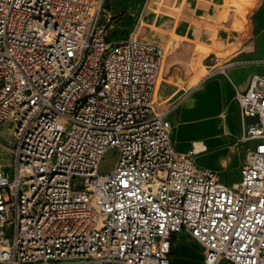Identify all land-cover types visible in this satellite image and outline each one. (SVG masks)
<instances>
[{
	"label": "built area",
	"instance_id": "obj_1",
	"mask_svg": "<svg viewBox=\"0 0 264 264\" xmlns=\"http://www.w3.org/2000/svg\"><path fill=\"white\" fill-rule=\"evenodd\" d=\"M102 2L0 0V264H170L182 232L205 264H264V75L235 91L252 149L226 185L171 140L165 47L109 42Z\"/></svg>",
	"mask_w": 264,
	"mask_h": 264
},
{
	"label": "rangeland",
	"instance_id": "obj_2",
	"mask_svg": "<svg viewBox=\"0 0 264 264\" xmlns=\"http://www.w3.org/2000/svg\"><path fill=\"white\" fill-rule=\"evenodd\" d=\"M102 7L101 18L108 26L109 42L124 41L136 34L142 40L165 47L154 96L160 101L178 89L171 96L178 103L172 114V132L178 134L177 148L183 143L191 147L198 132L192 114L198 103L195 104L198 91L193 89L197 82L212 85L225 81L234 92L244 87L251 73H264V0H103ZM250 25L255 28L252 40L247 30ZM172 67L178 77L169 75ZM163 84L166 88L170 86L168 94L162 92ZM204 99L213 100L210 96ZM224 115L232 128L218 129L215 141L204 143L206 150L196 154L193 161L230 185L238 182L239 170L247 161L252 144L241 139L234 99ZM8 129L5 125L4 135L0 134V143L7 146ZM115 161V151L108 150L101 161L100 173L111 169ZM10 162L8 154L0 151V166Z\"/></svg>",
	"mask_w": 264,
	"mask_h": 264
},
{
	"label": "crops",
	"instance_id": "obj_3",
	"mask_svg": "<svg viewBox=\"0 0 264 264\" xmlns=\"http://www.w3.org/2000/svg\"><path fill=\"white\" fill-rule=\"evenodd\" d=\"M161 15H163V14L161 13ZM163 16H166V15H163ZM101 17H102V15H101ZM247 30H248L249 38L251 40L254 39V33H255L254 26L250 25ZM107 39L109 41V34H108ZM262 62H264V58L262 59ZM167 63H168V58H167ZM171 65H174V64H170L169 66H171ZM172 68L171 69L169 68V75L172 77H178V76L174 75V73H176L175 68H173V69ZM161 72H162V66H161ZM161 72H160V76H161ZM252 74H263L264 75V73H261V72H253L250 74V76ZM249 77H248V79H249ZM248 79L246 81V84L248 82ZM168 81H169V79L166 80V82H168ZM164 82H165V80H164ZM200 84L201 83L199 81L193 87V89L196 88V91H198L197 97L195 100L196 101L195 104L197 102L198 103H197V105H195V107L192 108V110H193L192 114L194 115V119L196 121V129L198 132H197V135L192 140V146L187 147V145L185 143H183L182 147H180L181 146L180 145L179 148H177L176 143L178 142V140L176 137L178 134L176 132H172V129H171V140H172L175 148L180 152H186V151L191 150V149L195 150V148H194L195 142H201L202 144H204V143L211 144L215 141L218 129L223 128L224 130H228V129L232 128L229 125L228 119H226L227 116L224 114H226L227 109L229 108V106H231V101L234 99L235 91L236 90H243L246 87V84H245L244 87H242L240 89H235V91L233 92L232 86L228 82H225V81H223V82L218 81L212 85H207V84L200 85ZM165 86L166 85H164V84L160 85V88H162V92H165V94H168L170 86L167 85V88ZM234 86H235V84H234ZM240 86H241V84H240ZM155 92H156V90H155ZM175 92H178V89H175L173 91V93H171L170 96H168L165 99L160 100V101L163 102L165 104V106H169L172 103H175L177 100L171 99V96ZM154 95H155V93H154ZM206 96H210L213 100L204 99ZM172 114L170 115V118H169L171 125H172ZM238 118H239V116H238ZM179 122L181 123V121H179ZM204 146H205V144H204ZM205 150H206V148H205ZM195 153H196V151H195ZM193 163H194V161H193ZM194 165L198 168H203V167L197 166L195 163H194ZM204 169H207V168H204ZM171 242H172V246H171V254H170V264H205L203 251H202L201 246L198 243H196L187 233L182 232V233L173 235ZM219 264H231V263L226 262V261H222Z\"/></svg>",
	"mask_w": 264,
	"mask_h": 264
},
{
	"label": "bare ground",
	"instance_id": "obj_4",
	"mask_svg": "<svg viewBox=\"0 0 264 264\" xmlns=\"http://www.w3.org/2000/svg\"><path fill=\"white\" fill-rule=\"evenodd\" d=\"M194 148L197 154L205 151V146L201 142H195Z\"/></svg>",
	"mask_w": 264,
	"mask_h": 264
}]
</instances>
